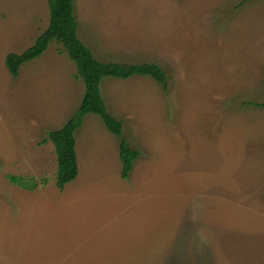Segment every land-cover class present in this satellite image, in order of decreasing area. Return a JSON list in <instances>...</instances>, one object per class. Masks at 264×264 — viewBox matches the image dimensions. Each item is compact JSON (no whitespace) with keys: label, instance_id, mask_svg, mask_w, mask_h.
I'll return each instance as SVG.
<instances>
[{"label":"rangeland","instance_id":"obj_1","mask_svg":"<svg viewBox=\"0 0 264 264\" xmlns=\"http://www.w3.org/2000/svg\"><path fill=\"white\" fill-rule=\"evenodd\" d=\"M77 36L104 63L160 66L104 78L107 111L75 133L79 173L55 187L48 131L84 85L51 42L16 78L4 64L47 28V0H0V264H264V0H73ZM9 175L47 183L24 190Z\"/></svg>","mask_w":264,"mask_h":264},{"label":"trees","instance_id":"obj_2","mask_svg":"<svg viewBox=\"0 0 264 264\" xmlns=\"http://www.w3.org/2000/svg\"><path fill=\"white\" fill-rule=\"evenodd\" d=\"M49 22L47 28L35 39L32 46L20 54L8 53L4 64L11 77L16 78L22 65L38 59L51 42L59 44L68 59L74 64L76 78L84 85V92L76 112L57 129L48 131L41 144L50 142L56 157L55 187L62 191L73 182L79 173L75 133L81 127L84 116L96 115L104 127L118 139V158L121 165L120 176L127 179L133 169V164L140 152L132 149L123 136L122 122L113 117L105 106L100 91L104 78L127 80L132 77H150L166 89L168 77L165 71L153 63L121 64L98 61L91 50L77 36V22L74 15L73 0H47ZM246 105L264 109V101L248 102ZM10 183L24 190L33 191L39 185L44 186L47 180L39 183L33 179L9 175Z\"/></svg>","mask_w":264,"mask_h":264},{"label":"crops","instance_id":"obj_3","mask_svg":"<svg viewBox=\"0 0 264 264\" xmlns=\"http://www.w3.org/2000/svg\"><path fill=\"white\" fill-rule=\"evenodd\" d=\"M76 145H77V143H76ZM76 153H77V150H76ZM78 160V159H77Z\"/></svg>","mask_w":264,"mask_h":264}]
</instances>
